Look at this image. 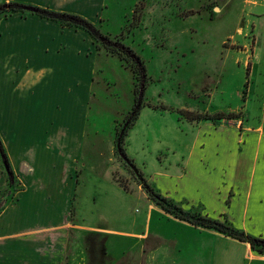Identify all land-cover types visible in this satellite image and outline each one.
Instances as JSON below:
<instances>
[{"label": "rangeland", "instance_id": "rangeland-1", "mask_svg": "<svg viewBox=\"0 0 264 264\" xmlns=\"http://www.w3.org/2000/svg\"><path fill=\"white\" fill-rule=\"evenodd\" d=\"M17 2L82 16L103 35L121 38L144 61L148 78L144 102L157 108L143 107L135 125L127 131L124 147L156 190L162 180L159 173H167L174 186L194 193L190 171L181 180L176 178L187 166L198 131L196 122H189L182 111L215 114L237 110L242 129L264 121V16H260L262 10L244 5V0ZM190 11L196 13L191 15ZM51 23L56 27L38 25L39 37L53 35V42L46 40L43 45L40 41L38 50L35 41L24 39L35 34L36 25L14 20L0 27V86L26 102L48 97L54 102L56 130L65 123L82 138L78 161L88 168L77 191L75 222L116 233L85 234L88 246L85 249L83 244L81 249H85L89 264H156L154 259L247 264L239 256L234 261V252L229 254L226 245L220 243V247L215 246L216 240L207 234L182 231L170 224L165 225L166 238L176 249L155 244V252L146 250L145 245L154 239L144 245L117 234L142 233L148 205L150 210L161 209L117 155L116 140L113 142L115 125H123L124 117L135 105L134 75L118 57L103 49L97 51L86 32ZM48 43L47 54L43 48ZM75 84L76 94L87 90L85 106L83 102L76 104L74 93L68 95V88L74 90ZM38 122L35 126L28 122L17 126L24 132L34 128L37 132ZM232 123L237 125L238 121ZM231 156L235 162L236 152ZM154 228L152 225V231Z\"/></svg>", "mask_w": 264, "mask_h": 264}, {"label": "crops", "instance_id": "crops-1", "mask_svg": "<svg viewBox=\"0 0 264 264\" xmlns=\"http://www.w3.org/2000/svg\"><path fill=\"white\" fill-rule=\"evenodd\" d=\"M17 1L0 0V5ZM35 1L31 0L33 3ZM244 5L262 10L260 16H264V0H244ZM21 15L14 14L2 19L0 27L14 20L24 24L31 23L36 25L35 34L30 33L24 39L35 41L37 50L40 41L43 45L47 43L46 40L52 39L53 42V35L41 34L39 37L37 29L38 25H50L53 29L56 27L53 23L33 16L25 19ZM2 36L3 32L1 34L0 31V40ZM43 49L48 54L49 43ZM255 53L253 51V58ZM76 86L75 84L74 90L69 86L68 95L71 97L74 93L78 100L75 101L76 104L83 102L85 106L87 90L83 89L82 93L76 94ZM31 99L26 102L21 97H12L5 87L0 86V137L19 186L13 202L0 214V264H89L85 251L88 239L85 234L115 231L90 228L82 225L83 223L76 224L74 209L77 191L88 168L78 161L83 150V140L78 133H72L65 123L56 130L54 102L48 97H37L35 102V97ZM230 113L240 114L237 110L225 114ZM36 121L40 125L37 132L36 128L24 132L17 126L18 123L25 125L27 122L30 126H35ZM235 121H238L237 125L232 123ZM196 125L198 131L187 166L183 169V174L176 177L181 180L190 171L194 193L191 195L186 189L182 191L180 186H174L167 173H159L162 180L157 184V190L184 210L196 208L211 219L227 221L239 231L264 239V121L257 126L242 129L239 115L234 120L201 121L196 122ZM115 140L116 132L113 142ZM235 152L238 156L232 162L231 154ZM172 185L175 187L173 194L170 193ZM6 186V173L0 163V191ZM154 217L156 222L153 224ZM144 220L142 233L117 234L144 245L154 239L152 244L145 245L146 250L153 249L155 252V244H160V247L165 244L166 247L176 249V245L166 238L168 233L165 225L170 224L181 227L182 231L184 229L207 234L212 240H216L215 246L226 245L227 252L237 253H233L234 261L239 256L247 264H264V255L255 252L249 244L213 230L197 228L169 216L162 209L150 210L148 205ZM152 225L155 226L154 231ZM83 244L86 245L83 247L84 251L81 249ZM176 251L179 254L182 250ZM154 262L198 264L193 260L159 262L154 259Z\"/></svg>", "mask_w": 264, "mask_h": 264}, {"label": "trees", "instance_id": "trees-1", "mask_svg": "<svg viewBox=\"0 0 264 264\" xmlns=\"http://www.w3.org/2000/svg\"><path fill=\"white\" fill-rule=\"evenodd\" d=\"M29 5L12 2L0 5V21L2 19H7L14 14H28L30 16L58 23L62 27L74 29L76 31L86 32L94 41L96 45V50H105L108 55L116 56L124 63L126 68L130 69L134 75L135 79V89H134V101L135 105L130 112L126 114L123 120V125L126 121L130 122L128 129L133 127L139 118L140 112L144 106H149L152 108H157L151 104H146L144 102V94L147 87V71L144 61L136 55V53L128 46H126L121 38L116 37L111 39L110 37L103 35L101 30L92 22L86 18L65 12H58L50 10L47 8L34 7L35 13L27 12L25 10ZM191 15L196 12L190 11ZM183 115L187 118L189 122H201V121H222V120H234L239 118L240 114L230 113H215V114H196L190 111H182ZM123 125H116V141L118 135L122 129ZM128 131V130H127ZM127 131L125 137L127 135ZM124 137V139H125ZM123 152L126 154L124 147V140L122 143ZM129 158V157H128ZM130 162L135 166L133 160L129 158ZM3 162L6 163L8 172L5 170ZM0 163L4 168L7 177V186L4 190L0 191V214L8 206L6 203V196L10 194V189L13 188L14 193L18 191V181L10 165L6 150L4 148L2 139L0 137ZM136 167V166H135ZM137 168V167H136ZM139 171V170H138ZM132 172V171H131ZM133 173V172H132ZM134 174V173H133ZM140 179H138L139 184L144 188V190L149 195L150 199L160 207L166 214L178 219L180 221L187 222L197 228L207 229L216 231L225 237L237 240L242 243H247L251 248L259 253L264 254V239L259 237H253L246 234L245 232L235 229L227 221H219L209 218L206 215L198 212H191L184 210L180 205L176 204L169 198L160 194L155 188H153L147 180L144 178L143 174L139 171ZM135 176V175H134ZM136 177V176H135ZM15 196V195H14Z\"/></svg>", "mask_w": 264, "mask_h": 264}, {"label": "water", "instance_id": "water-1", "mask_svg": "<svg viewBox=\"0 0 264 264\" xmlns=\"http://www.w3.org/2000/svg\"><path fill=\"white\" fill-rule=\"evenodd\" d=\"M25 10L27 12H31V13H35L36 12L34 7H32V6L26 7ZM129 126H130V122L129 121H126L125 124L122 126V129H121V131H120V133L118 135L117 141H116L115 148H116L117 155L122 159V161L126 164V166H128L129 169L134 173L136 178L141 181L138 169L130 162L129 158L126 157V155L123 152L122 143H123L126 131L128 130ZM3 165H4L5 170L8 172V168L6 166V163L3 162ZM14 195H15V193L13 191V188H11L10 189V194L6 196V201H7L6 203L9 204V203L13 202Z\"/></svg>", "mask_w": 264, "mask_h": 264}]
</instances>
